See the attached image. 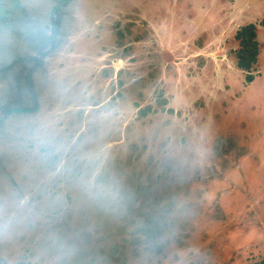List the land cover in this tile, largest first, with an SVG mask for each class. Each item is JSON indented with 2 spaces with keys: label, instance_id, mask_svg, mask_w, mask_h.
I'll list each match as a JSON object with an SVG mask.
<instances>
[{
  "label": "rangeland",
  "instance_id": "374dc122",
  "mask_svg": "<svg viewBox=\"0 0 264 264\" xmlns=\"http://www.w3.org/2000/svg\"><path fill=\"white\" fill-rule=\"evenodd\" d=\"M263 19L264 0H0V264H263Z\"/></svg>",
  "mask_w": 264,
  "mask_h": 264
},
{
  "label": "trees",
  "instance_id": "16d2710c",
  "mask_svg": "<svg viewBox=\"0 0 264 264\" xmlns=\"http://www.w3.org/2000/svg\"><path fill=\"white\" fill-rule=\"evenodd\" d=\"M261 25L264 26V19L261 21ZM236 39L240 43V48L237 51V65L246 73V81L253 82L252 69L260 54L257 25L250 23L241 27L236 33Z\"/></svg>",
  "mask_w": 264,
  "mask_h": 264
}]
</instances>
